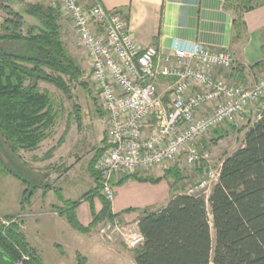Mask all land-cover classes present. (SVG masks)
Instances as JSON below:
<instances>
[{"label":"trees","instance_id":"trees-1","mask_svg":"<svg viewBox=\"0 0 264 264\" xmlns=\"http://www.w3.org/2000/svg\"><path fill=\"white\" fill-rule=\"evenodd\" d=\"M262 1L225 0L224 7L233 12L232 24L238 34L245 29L243 13ZM0 7L8 14L0 27V174H10L26 185L19 201L23 208L37 185L34 179L28 177L27 181L20 175L19 165L8 166V158L18 157L20 150L37 149L50 136L59 113L49 91L42 89L39 82L53 84L68 93L64 77L78 81L81 68L61 40L56 7L30 5L26 12L36 17L41 26L29 25L25 33L21 13L8 5ZM229 70L231 79L244 78L242 67L232 65ZM104 148H97L89 163L95 185L88 192L70 200L62 197L59 188L54 189L62 202L60 213L81 232L116 215L99 194V176L93 168ZM53 149L52 146L48 152ZM128 178L152 183L165 179L170 188V197L159 210L141 211L137 227L144 242L131 250L135 264H264V110L247 126L242 144L221 160L218 177L206 199L208 207L200 194L186 193L183 184H179L183 176L175 163L163 168L159 176L133 173L120 179ZM93 197L101 201L98 212L93 208ZM82 199L91 206L92 220L87 226H82L74 213ZM0 250L14 263L25 255L23 264H44L20 225L14 222L0 225ZM80 259L83 257H78L79 262Z\"/></svg>","mask_w":264,"mask_h":264},{"label":"built area","instance_id":"built-area-1","mask_svg":"<svg viewBox=\"0 0 264 264\" xmlns=\"http://www.w3.org/2000/svg\"><path fill=\"white\" fill-rule=\"evenodd\" d=\"M57 6L72 24L105 113V148L93 164L99 194L111 204L113 181L172 165L180 157L189 166L206 165L204 178L186 193L199 194L214 183L218 170L209 167L210 153L199 148V139L221 124L236 123L249 109L256 111L255 120L260 117L264 73L251 85L233 83L214 73L234 64L228 49L174 42L163 54L155 45L140 46L117 8L81 0H57ZM100 232L129 249L144 242L137 226L116 216L105 220Z\"/></svg>","mask_w":264,"mask_h":264},{"label":"crops","instance_id":"crops-1","mask_svg":"<svg viewBox=\"0 0 264 264\" xmlns=\"http://www.w3.org/2000/svg\"><path fill=\"white\" fill-rule=\"evenodd\" d=\"M85 1L87 5L97 2L104 8L119 9L133 38L140 46L155 45L158 51L164 54L171 50L174 42L184 46L199 42L210 48H225L231 51L234 57L233 67L237 65L243 68L242 80L249 85L264 72V0L260 5L243 13L245 29L239 34L233 28V12L224 7L225 0ZM230 72L229 69H220L214 73L228 79ZM165 83L162 81L160 87L164 88ZM250 111L252 110L249 109L247 114ZM49 140V137L44 139L37 149L25 153V161L32 171L30 178L35 180L37 187L29 202L20 208L21 229L27 242L35 249V240L39 241L40 237L45 236L62 251H66L67 244H70L74 255L81 254L83 260L90 263L89 257L93 249L99 248L102 251L105 246L99 244L92 234V228L81 232L67 222L60 213L62 202L57 199L54 189L59 188L64 199L75 200L67 196L75 192L73 189L81 179L77 172L81 173L83 166L88 172L87 177L94 181L88 170L93 155L75 157L69 150L65 152V138L55 145L50 154H45L44 147L53 146ZM81 158H85L87 164L83 165ZM161 174L162 171L150 172L152 176ZM114 182L115 195L111 212L124 223L134 226H137L141 211H157L170 197L169 184L165 179L152 183L134 178H118ZM94 185L93 182V187ZM92 203L94 210L98 212L101 209L100 199L93 197ZM74 213L82 226H87L92 220L91 206L87 199H82L77 204ZM43 226L46 227L45 230ZM49 235H56L58 239L47 237ZM119 247L123 249L122 246ZM116 252L120 254V251Z\"/></svg>","mask_w":264,"mask_h":264},{"label":"rangeland","instance_id":"rangeland-1","mask_svg":"<svg viewBox=\"0 0 264 264\" xmlns=\"http://www.w3.org/2000/svg\"><path fill=\"white\" fill-rule=\"evenodd\" d=\"M36 3H39L42 6L57 8V0H0V5H8L16 12L21 13L24 19V25L22 27L23 33L26 32V28L29 25L39 27L41 26L39 20L36 17L26 12L30 5ZM81 3L85 4L86 1L81 0ZM56 8L54 9L56 10L58 24L60 25L61 40L63 41L68 54L71 55L76 63L80 66L81 75L78 81H69L67 77H64L65 82L68 84V93L63 92L53 84L43 81L39 82L42 89H47L49 91L53 101L54 109L59 112L56 122L51 127V134L48 136L50 138L49 141L50 144L55 147V145H57L61 139L65 138L67 142L65 152L66 150H69V152L75 157L87 154L89 156H94L97 148H101L103 146L105 147V141H103L106 129L105 113L98 101L99 99L97 98L96 90L90 81L88 62L84 56V51L77 40L76 34L74 33L72 24L70 23L68 17L63 15V13ZM7 16L8 14L5 12V10L0 7V27L3 20ZM36 30L37 29H35V31ZM263 73L264 72H262V74ZM260 75L261 74H259V76ZM224 79L233 83L249 85L248 82H244L242 79ZM249 80H251V78H249ZM255 112V110L250 111L249 114L243 116V118L241 120L239 119V121L236 123L226 122L221 124L209 130L200 137L198 146L202 149H208L210 153L209 167H211L213 172L218 170L219 163L225 155L231 153L242 144L244 131L246 130L247 126L255 121V118L257 117ZM72 144H74L73 147ZM49 148L51 147H44V152H46L45 154L50 153V151L48 152ZM2 153L4 154V151ZM25 153V151L20 150L18 151V157H15L12 160H10V158H8L9 160H6H8V166H12V163L16 164L17 166L19 165L18 168L20 169V173L22 172L20 175L29 181L30 179L28 177L32 176V171L29 169L30 167H28V165L21 164V162L26 163L25 159L27 158ZM81 163L83 165L87 164L86 159L81 158ZM175 164L179 169L181 176H183V179L179 181V184H183L186 190L205 176L204 173L206 171V165L204 164L189 166L186 164L183 157H180V159ZM167 166L155 168L141 174H150V172L153 171H156L157 173L158 171H162V169L166 168ZM15 171V173H19L18 170ZM33 172H35L34 169ZM87 173L88 172L84 166L81 170V173L79 171L77 172L81 179L78 183V186L73 189L75 192L73 194H69L67 197L76 199L82 194L88 192L93 187L94 181L87 177L89 176L86 175ZM212 185L213 182H211L199 193L200 196L205 200L207 199ZM25 186L26 185L23 186L22 180L13 177L10 174H0L1 226H7L10 222H14L19 224L21 228L19 200ZM206 204L208 207L207 200ZM7 216H15L16 218L10 220L7 218ZM102 223L92 228V234L95 236V238H97L99 244L101 243V245L105 246V248L102 249V251L99 250V248L98 250L93 249L89 257L90 263H87V260L86 262L85 260L83 261V259H80L79 262L78 257L83 256L81 254L74 255L70 244L69 246L67 244L65 249L66 251H62L60 247L52 244L45 236L40 237L39 241L35 240L34 244L37 250L33 246L32 247L37 251V253H39L44 264H135L131 252L132 249L127 248L118 239L113 241L108 240L105 235L100 232ZM126 226L130 227L133 225L126 223ZM42 228L43 230L46 229L44 226ZM211 232L213 233L212 229ZM47 237L54 240L58 239L56 235H49ZM119 245L122 246L123 249H120ZM97 251H99V253H97ZM116 251H120V254H117ZM62 254L64 255L63 257ZM26 258L27 257L23 255L18 261L23 264V260Z\"/></svg>","mask_w":264,"mask_h":264},{"label":"water","instance_id":"water-1","mask_svg":"<svg viewBox=\"0 0 264 264\" xmlns=\"http://www.w3.org/2000/svg\"><path fill=\"white\" fill-rule=\"evenodd\" d=\"M0 264H15L14 262L8 260L0 250Z\"/></svg>","mask_w":264,"mask_h":264}]
</instances>
